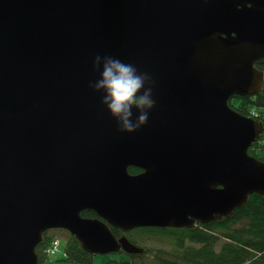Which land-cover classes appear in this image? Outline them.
I'll return each mask as SVG.
<instances>
[{"label": "water", "instance_id": "obj_1", "mask_svg": "<svg viewBox=\"0 0 264 264\" xmlns=\"http://www.w3.org/2000/svg\"><path fill=\"white\" fill-rule=\"evenodd\" d=\"M105 58L148 78L133 133L95 88ZM260 59L264 0H0V264H38L51 229L138 254L111 227L193 228L264 194V123L228 105L261 91Z\"/></svg>", "mask_w": 264, "mask_h": 264}, {"label": "trees", "instance_id": "obj_2", "mask_svg": "<svg viewBox=\"0 0 264 264\" xmlns=\"http://www.w3.org/2000/svg\"><path fill=\"white\" fill-rule=\"evenodd\" d=\"M255 66L264 72V59L256 61ZM228 105L244 116H249L252 109L259 110V116L253 118L264 123V84L256 95L232 96ZM259 149H264V131L248 149L250 155L264 161V157L257 155ZM81 216L95 217L96 214L85 210ZM111 230L116 237L126 236L142 251L127 254L125 260H109L106 264H264V194L252 193L231 216L193 228L141 227L127 233L113 227ZM48 232H44L35 248L38 264L48 258L46 248L53 239ZM146 240L159 246L153 244L154 247L147 248L143 244ZM220 240L222 243L218 246ZM61 249L65 255L63 259L72 264L94 263V255L86 252L71 234L67 239L61 238Z\"/></svg>", "mask_w": 264, "mask_h": 264}, {"label": "clouds", "instance_id": "obj_3", "mask_svg": "<svg viewBox=\"0 0 264 264\" xmlns=\"http://www.w3.org/2000/svg\"><path fill=\"white\" fill-rule=\"evenodd\" d=\"M96 63H100L99 56L96 57ZM147 79L145 75H138L131 65L111 58L104 59L102 79L95 84V88L105 92L102 103L116 119L118 131L133 133L147 122V110L154 103L151 99V88H145ZM142 89V94L137 95ZM133 107L139 112L135 121L132 119Z\"/></svg>", "mask_w": 264, "mask_h": 264}, {"label": "rangeland", "instance_id": "obj_4", "mask_svg": "<svg viewBox=\"0 0 264 264\" xmlns=\"http://www.w3.org/2000/svg\"><path fill=\"white\" fill-rule=\"evenodd\" d=\"M255 112L256 114H259V110L252 109L251 112ZM257 155L264 157V149H259L257 151ZM48 235H50L52 238L55 237H61L67 239L69 237V232L64 229H51L48 230ZM151 243L146 240V243H143L144 245L148 247H154L153 244H155L152 240ZM222 243V240L218 242V246ZM149 244V245H148ZM151 244V245H150ZM156 246H159L158 244H155ZM141 253V252H140ZM128 253H125L123 251L120 252H114V253H108V254H97L94 255V263L93 264H106L109 260H125ZM139 254V253H138ZM64 252L62 249L55 254V255H48V258L43 262V264H72L66 260H64ZM148 259V258H147ZM145 264H153L152 262H147Z\"/></svg>", "mask_w": 264, "mask_h": 264}, {"label": "built area", "instance_id": "obj_5", "mask_svg": "<svg viewBox=\"0 0 264 264\" xmlns=\"http://www.w3.org/2000/svg\"><path fill=\"white\" fill-rule=\"evenodd\" d=\"M251 115L252 116H259V114H256L254 111L251 112ZM60 249H61V237H55L52 239L50 245L47 246L46 254L47 255H55L60 251Z\"/></svg>", "mask_w": 264, "mask_h": 264}, {"label": "flooded vegetation", "instance_id": "obj_6", "mask_svg": "<svg viewBox=\"0 0 264 264\" xmlns=\"http://www.w3.org/2000/svg\"><path fill=\"white\" fill-rule=\"evenodd\" d=\"M143 171H144V169L139 167V166L131 165L128 167V172L131 175H138V174L142 173ZM198 224H201V223L197 222L195 226H197Z\"/></svg>", "mask_w": 264, "mask_h": 264}]
</instances>
